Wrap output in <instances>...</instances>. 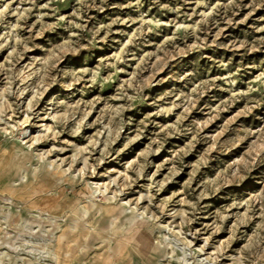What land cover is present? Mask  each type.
<instances>
[{
	"label": "rangeland",
	"instance_id": "rangeland-1",
	"mask_svg": "<svg viewBox=\"0 0 264 264\" xmlns=\"http://www.w3.org/2000/svg\"><path fill=\"white\" fill-rule=\"evenodd\" d=\"M0 264H264V0H0Z\"/></svg>",
	"mask_w": 264,
	"mask_h": 264
}]
</instances>
